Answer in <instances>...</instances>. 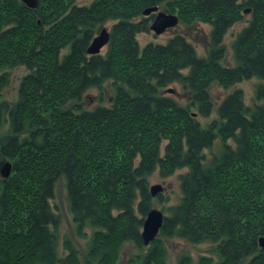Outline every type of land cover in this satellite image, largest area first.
<instances>
[{
  "label": "trees",
  "instance_id": "1",
  "mask_svg": "<svg viewBox=\"0 0 264 264\" xmlns=\"http://www.w3.org/2000/svg\"><path fill=\"white\" fill-rule=\"evenodd\" d=\"M0 0V162L12 163L0 177V264H115L132 242L143 248L141 229L154 197L149 178L177 170L181 197L168 207L158 237L128 264H165L162 238L210 243L215 264H264V82L246 106L243 91L231 90L206 126L196 118L213 108L210 85L223 90L243 81H264V0ZM161 8L186 26H209L205 57L182 35L147 43ZM249 15L231 44L234 66L222 64L227 31ZM107 22L104 54L88 55L92 39ZM67 51L62 54L63 50ZM28 70L18 98L3 99L10 70ZM110 81L109 105L82 107L90 89L102 101ZM171 84L188 93L181 106L166 95ZM171 89H169L170 91ZM219 142L215 153L211 149ZM210 152V157L206 155ZM80 238L91 232L83 263L64 239L57 255L59 215L50 200L59 178ZM156 201L161 203L158 193ZM162 210H165L164 208ZM179 264H191L189 255ZM200 264H213L201 258Z\"/></svg>",
  "mask_w": 264,
  "mask_h": 264
},
{
  "label": "rangeland",
  "instance_id": "2",
  "mask_svg": "<svg viewBox=\"0 0 264 264\" xmlns=\"http://www.w3.org/2000/svg\"><path fill=\"white\" fill-rule=\"evenodd\" d=\"M92 1L93 0H77L76 4L88 5ZM158 11L164 12L161 8H158ZM249 18L250 16L248 14L244 15V20L241 23L234 25L232 28H230L227 31L223 41V45L226 48V56L224 60H222L223 65L225 66L235 65L232 56L231 44L235 39L236 35L241 31V29L247 25V20H249ZM153 19L151 20V23ZM112 23L113 22H107L104 24L103 27H105L109 32ZM174 34H179L184 36L195 47L197 55L199 57L206 56V52L209 48V38H208L209 26L207 24L195 23L191 26H186L181 24L178 19V24L174 28L167 29L164 33L160 35H156L154 34L153 31L150 30L149 33L138 34L136 36V39L141 49L145 44L150 42L155 44H162V43L164 44ZM106 46L102 48L100 52L101 54H104L106 50ZM66 51L67 49L63 50L61 53L64 54ZM27 73L28 70L23 66L10 70V82L9 85L3 91V97H2L3 99L10 102L17 100L20 80ZM263 82L264 81L258 78H252L243 81L239 84H236L233 88L228 90H223L218 86H216V84H212L210 85V88L208 90L210 94V99H212V103H213V108L211 110L210 115L208 117H200L197 115L196 110H193V112L194 114H196V118L202 123V126H206L210 121L216 118L217 106L231 90L241 89L243 91L244 103L246 104V106H250L252 105L253 100L255 102L254 97H255V91L257 85ZM110 83H111L110 81H107L103 85L101 102H98L100 91L93 88L88 90L82 98V107L88 110V109H93L98 104L109 105V98L113 95V88ZM169 89L171 90L169 91ZM165 92L166 95H169L172 98H174L181 106L186 105L190 100L188 93L183 91L181 86H179L178 84H171L165 90ZM6 130H7V125L2 127V129L0 130V135L4 134ZM219 145L220 144L218 141L214 143V146L211 149L212 153H215L217 151ZM206 152H207L206 155L209 158L210 152L209 151ZM185 170L186 168L177 170L173 175L166 178L159 177L158 172L155 171L149 178V187L154 185H159L162 187V192H160V194L162 195L161 203H158L156 201V198L154 197L152 208L160 210L163 216H167L168 212L166 209H168V207L174 206L179 202L181 193H180L178 176L179 174L184 173ZM50 205L53 208V211L59 215V219H60L58 231H57V255L59 257H63L66 254V250L63 248V241L64 239L67 238L72 242L74 247L78 250L80 262L83 263L92 231L89 228H87L86 229L87 235L85 238H80L76 235L75 226L73 223L72 215L70 213L68 201H67L66 183L62 177L59 178L54 184L53 197L50 200ZM163 208L165 210H162ZM159 233L160 230L157 236L155 237V239L158 237ZM162 242L164 243L166 249L165 264H179L180 257L186 254L189 255V257L191 258V264H200L201 258H212L213 264L218 262L217 256L211 252L212 246L210 243L204 242L198 244H191L183 239L176 237L168 238V239L162 238ZM148 246L143 244V248L139 250L134 243L132 242L125 243L119 250V254L117 256V260L115 261V264H128L129 259H134L135 256L140 255L141 253H145Z\"/></svg>",
  "mask_w": 264,
  "mask_h": 264
},
{
  "label": "water",
  "instance_id": "3",
  "mask_svg": "<svg viewBox=\"0 0 264 264\" xmlns=\"http://www.w3.org/2000/svg\"><path fill=\"white\" fill-rule=\"evenodd\" d=\"M25 6L30 9H34L38 6L39 0H20ZM155 14V17L150 25V30L156 35L164 33L167 29L174 28L178 24V18L174 14H167L159 12L158 7L147 8L143 11V16H150ZM109 32L103 27L98 34L92 39L90 45L87 48L88 55L100 54L102 48H104L109 42ZM12 172V165L9 161L5 160L0 162V177L6 179ZM149 192L152 197H155L158 193L162 192V187L159 185L150 186ZM164 221L162 212L158 209L152 208L146 215L141 231V238L144 245L148 246L151 241L157 236ZM258 244L261 248H264V236L258 239Z\"/></svg>",
  "mask_w": 264,
  "mask_h": 264
}]
</instances>
